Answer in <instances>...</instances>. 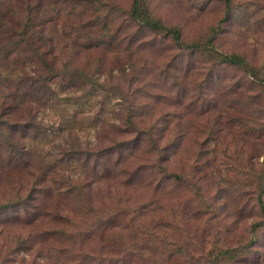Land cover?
Returning a JSON list of instances; mask_svg holds the SVG:
<instances>
[{
    "label": "rangeland",
    "instance_id": "374dc122",
    "mask_svg": "<svg viewBox=\"0 0 264 264\" xmlns=\"http://www.w3.org/2000/svg\"><path fill=\"white\" fill-rule=\"evenodd\" d=\"M132 2L0 0V264H264V0L229 17L222 0H139L195 52L137 29ZM49 51L79 92L33 84ZM50 153L56 184L40 183ZM67 178L83 193L61 195Z\"/></svg>",
    "mask_w": 264,
    "mask_h": 264
},
{
    "label": "trees",
    "instance_id": "16d2710c",
    "mask_svg": "<svg viewBox=\"0 0 264 264\" xmlns=\"http://www.w3.org/2000/svg\"><path fill=\"white\" fill-rule=\"evenodd\" d=\"M225 4L226 10H227V14L228 17L230 16L231 12H232V0H222ZM139 0H133V2L131 3V8L129 10L128 13V17H127V21H131V23H133L137 29H150L156 33H161L162 36L171 39L172 41V47L175 49H185L188 50L189 52H195L199 47L196 44H185L181 41L180 39V34L179 31L176 28H171V27H166L164 26L161 22H159L158 20L152 19L150 18L147 10H144L140 4H139ZM100 8V7H99ZM262 8H264V6H262ZM31 21V18H27L23 24H22V32L23 35V40L25 41V35L27 36V34H31L33 32H29L30 28L32 27L31 23H28ZM99 22V20H98ZM95 24V23H94ZM105 26V24L102 25L101 28H103ZM26 33V34H25ZM32 40V39H31ZM210 47L205 49V50H209V52L213 53V57L216 60L217 63L219 64H228L231 66H242L243 68H246L247 73L250 75L251 78L258 80L259 78V73L260 71L258 69L253 68L251 65L248 64L247 61L244 60L243 56L236 54V53H223V52H219L214 50L213 46H212V41H208ZM212 46V47H211ZM77 49H83V45L81 46V44L74 46ZM85 49H87L86 47H84ZM55 49H53L54 51ZM53 51H49L48 53L45 52L44 55H48L50 56L49 61L47 62L46 59H43V56L41 58V56H39V60L43 63L44 66H46L45 70H47V76L45 78H40L39 80H36L33 84L37 85L38 88L43 89L46 87L47 90L50 89V84H54L56 86H58L60 88L59 92L60 94H63L64 92H68V90H71V92H79L80 89L77 87L78 83L77 82H73V81H68L67 77L68 72L67 69L70 68L66 65V62H62V63H58L59 61V56L54 53V55L52 54ZM247 65L250 66V68L248 69ZM76 70V74L77 72L80 74V77L82 80L85 81L86 84H89L90 86L92 85H98L99 82L98 79L92 78L91 79H86V73H87V69H85L84 71L81 68H74ZM255 69V70H254ZM93 71V73H96L97 68H93L91 69ZM89 73V72H88ZM102 73H98V76H101ZM262 79H260L259 81H261ZM264 82V81H263ZM33 85V86H34ZM41 92V90H40ZM77 98V97H76ZM20 102L14 106H10L8 105L6 108V112H4V114L6 115L5 118H10L11 114L13 113V115L15 114L16 111H14L13 109H15L14 107H16L17 105H19ZM42 105V104H41ZM29 112L32 110H34L35 108L33 107H28ZM38 109V108H37ZM36 115L34 114H30L28 115L27 119V123H24L23 125H21L22 130L24 129H35L38 127V125H36ZM9 121H4L5 125H8ZM1 125V124H0ZM5 132L2 133V136H5L8 143H11L12 139L14 138L13 136H8V132H11L10 127H6V129H4ZM21 130V131H22ZM23 134V132L20 134V137H18L17 139H21V135ZM44 134V133H43ZM71 133H67V136L70 135ZM25 135H22V138H24ZM42 138L44 136H41ZM155 139V137L153 138ZM152 139V142L154 143L155 147V141ZM134 140V139H133ZM122 145L125 146H129V145H134L137 146V143L132 141V139H127L125 141L122 142ZM70 153L72 151H70V149L68 150ZM49 156L51 158H53V164L50 167H47L45 172L41 175L40 177V183H45V181H50L51 184H56L54 182L53 177L49 178V174H51V171L55 168V162L57 160L56 157H54V155L52 153L49 154ZM25 165H28L27 161H24ZM262 177H261V193H258L257 197H256V201L259 205V208L261 210L262 213V217L263 219L261 221H259L258 223H255L253 226L254 227H258L260 225L264 224V202L261 198L262 195H264V159L262 161ZM73 182L70 179H63V183H61L60 185L56 186V188L61 187V195H67V194H72L73 192H78L79 194H82L83 192L80 190V187L83 186V184H77L75 186H71L70 183ZM48 188V187H47ZM84 188V186H83ZM75 194V193H74ZM74 196V195H73ZM83 197V196H82Z\"/></svg>",
    "mask_w": 264,
    "mask_h": 264
}]
</instances>
